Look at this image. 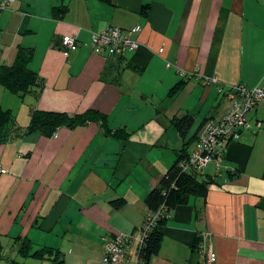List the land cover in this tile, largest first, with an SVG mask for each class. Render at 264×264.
Masks as SVG:
<instances>
[{
    "label": "crops",
    "instance_id": "1",
    "mask_svg": "<svg viewBox=\"0 0 264 264\" xmlns=\"http://www.w3.org/2000/svg\"><path fill=\"white\" fill-rule=\"evenodd\" d=\"M110 24H140V46L94 52L92 33ZM64 35L77 39L68 54ZM20 46L33 48L29 66L43 86L19 96L0 83V105L18 127L0 143V264L30 258L17 252L24 238L59 248L65 264H102L103 237L139 235L147 193L190 137L192 149L202 123L226 111L218 84L264 82V0H14L0 10V59L13 62ZM214 76L218 84L208 82ZM34 109H97L112 133L97 121L25 132ZM184 113L194 117L185 138L173 122ZM250 114L253 127L227 144L221 168L201 170L211 180L206 196L169 212L149 264H201L203 241L216 264H264V103ZM122 128L125 136L113 134ZM118 197L126 204L116 209Z\"/></svg>",
    "mask_w": 264,
    "mask_h": 264
},
{
    "label": "trees",
    "instance_id": "2",
    "mask_svg": "<svg viewBox=\"0 0 264 264\" xmlns=\"http://www.w3.org/2000/svg\"><path fill=\"white\" fill-rule=\"evenodd\" d=\"M104 1L110 2L111 0ZM32 57V47L20 46L13 62L8 63L0 59V83L6 89L19 96L30 92L38 94L43 86V79L29 66ZM181 85V81L177 82L170 89V93L177 92ZM88 121L100 122L106 133H112V128L107 123L106 114L97 109H88L74 114L34 109L25 132L39 130L47 135H52L59 126L75 127L83 125ZM173 122L181 137L185 138L194 122V117L190 113H184L180 116H175ZM15 125L16 120L13 112L0 105V143L15 135L18 128ZM126 133L127 131L124 128L113 131V134L121 137L125 136ZM191 138L185 141L174 163L145 197L149 213L144 218L140 227L152 217H154V225L152 229H149L143 244L140 246L138 252L140 264H149L152 255L158 252L162 238L160 226L165 222L169 212L176 205L187 202L190 196L204 197L207 194L211 180L208 177L202 176L201 170L193 167L185 169L182 165L189 155L188 146L191 143ZM110 203L114 208L119 209L126 204V199L118 197L110 200ZM195 242L197 243L198 239ZM2 249L3 244L0 240V254ZM17 252L22 258L31 256L38 259H47L51 264H65L64 253L59 248L50 246L36 248L33 246L31 240L27 238L18 241ZM8 264H25V262L12 258Z\"/></svg>",
    "mask_w": 264,
    "mask_h": 264
},
{
    "label": "built area",
    "instance_id": "3",
    "mask_svg": "<svg viewBox=\"0 0 264 264\" xmlns=\"http://www.w3.org/2000/svg\"><path fill=\"white\" fill-rule=\"evenodd\" d=\"M13 1L0 0V10L8 8ZM140 30V24H136L129 30L119 25H107L92 33L91 48L96 53L124 55L127 50L137 49L140 46V40L134 36ZM61 43L64 52L68 54L72 48L76 47L77 39L73 35H64ZM208 82L218 84V79L214 76L209 78ZM218 87L228 101L227 109L219 118H210L202 123L192 149L189 150L186 161L182 163L185 169L193 167L202 170L210 163H214L216 168L220 169L227 144L239 140L244 131L253 127L254 122L250 112L264 103V82L254 86L239 83L225 91L221 84H218ZM255 124L261 123L258 121ZM6 172L7 168L0 162V174ZM153 225L154 217L140 227L139 235L118 231L104 236L102 264H140L138 252ZM133 243L137 245L136 258L134 262L128 263L127 255ZM198 249L201 264H216V254L211 244L200 242Z\"/></svg>",
    "mask_w": 264,
    "mask_h": 264
},
{
    "label": "rangeland",
    "instance_id": "4",
    "mask_svg": "<svg viewBox=\"0 0 264 264\" xmlns=\"http://www.w3.org/2000/svg\"><path fill=\"white\" fill-rule=\"evenodd\" d=\"M191 138V137H190ZM189 138V139H190ZM187 139V140H189ZM192 144H190L191 146ZM207 168H210V166H207ZM25 259V258H24ZM26 261V264H51V262H49L48 260H41V259H38V258H35V257H31L30 258H26L25 259ZM5 263V262H4ZM3 264V263H2Z\"/></svg>",
    "mask_w": 264,
    "mask_h": 264
}]
</instances>
